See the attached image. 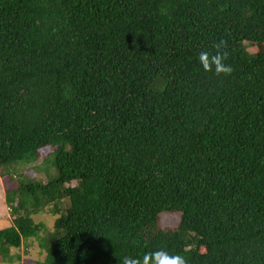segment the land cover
I'll use <instances>...</instances> for the list:
<instances>
[{
  "label": "trees",
  "instance_id": "trees-1",
  "mask_svg": "<svg viewBox=\"0 0 264 264\" xmlns=\"http://www.w3.org/2000/svg\"><path fill=\"white\" fill-rule=\"evenodd\" d=\"M45 149V183L2 173ZM0 177V260L49 207L36 264H264V0H0Z\"/></svg>",
  "mask_w": 264,
  "mask_h": 264
},
{
  "label": "rangeland",
  "instance_id": "rangeland-1",
  "mask_svg": "<svg viewBox=\"0 0 264 264\" xmlns=\"http://www.w3.org/2000/svg\"><path fill=\"white\" fill-rule=\"evenodd\" d=\"M249 53H253L255 47L246 45ZM50 153V149H45L39 153L40 158L34 163L19 164L2 169L3 174L22 175L33 181L45 183L51 178L54 170L48 163L43 160ZM8 188H13V184L3 177H0V231L11 225V217L4 205V191ZM65 201L62 202L61 210L65 207ZM55 216L50 211L49 207L44 208L38 214L32 215L33 223L39 224L40 230L34 237L22 240L21 245L17 249H10V260H0V264H36L43 260L45 256V239L47 233L51 232ZM179 214L177 213H162L158 218V225L162 229H174L177 226ZM16 257L18 259H16Z\"/></svg>",
  "mask_w": 264,
  "mask_h": 264
},
{
  "label": "clouds",
  "instance_id": "clouds-1",
  "mask_svg": "<svg viewBox=\"0 0 264 264\" xmlns=\"http://www.w3.org/2000/svg\"><path fill=\"white\" fill-rule=\"evenodd\" d=\"M230 52L227 42L218 41L214 45V51H201L198 61L205 73H211L216 77H230L234 71L226 61ZM122 264H188L186 258L180 254H170L164 249L146 252L141 258L124 257Z\"/></svg>",
  "mask_w": 264,
  "mask_h": 264
}]
</instances>
